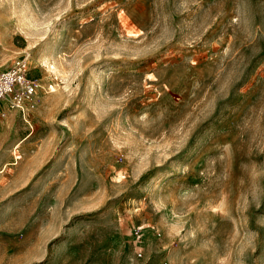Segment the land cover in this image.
I'll return each instance as SVG.
<instances>
[{"label":"rangeland","instance_id":"obj_1","mask_svg":"<svg viewBox=\"0 0 264 264\" xmlns=\"http://www.w3.org/2000/svg\"><path fill=\"white\" fill-rule=\"evenodd\" d=\"M0 264H264V0H0Z\"/></svg>","mask_w":264,"mask_h":264},{"label":"built area","instance_id":"obj_2","mask_svg":"<svg viewBox=\"0 0 264 264\" xmlns=\"http://www.w3.org/2000/svg\"><path fill=\"white\" fill-rule=\"evenodd\" d=\"M39 87L26 58H19L0 70V104L6 105L8 110L27 111L35 101Z\"/></svg>","mask_w":264,"mask_h":264}]
</instances>
